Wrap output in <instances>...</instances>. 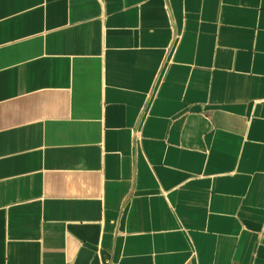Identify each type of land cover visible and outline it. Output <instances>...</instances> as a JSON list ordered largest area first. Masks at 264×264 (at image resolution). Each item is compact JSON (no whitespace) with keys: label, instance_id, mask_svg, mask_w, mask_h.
<instances>
[{"label":"crops","instance_id":"crops-1","mask_svg":"<svg viewBox=\"0 0 264 264\" xmlns=\"http://www.w3.org/2000/svg\"><path fill=\"white\" fill-rule=\"evenodd\" d=\"M264 264V0H0V264Z\"/></svg>","mask_w":264,"mask_h":264},{"label":"built area","instance_id":"built-area-1","mask_svg":"<svg viewBox=\"0 0 264 264\" xmlns=\"http://www.w3.org/2000/svg\"><path fill=\"white\" fill-rule=\"evenodd\" d=\"M66 264H69V263H66Z\"/></svg>","mask_w":264,"mask_h":264}]
</instances>
